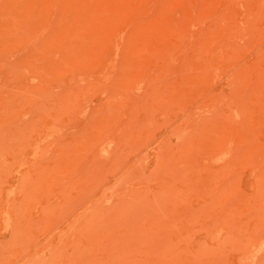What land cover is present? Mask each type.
I'll return each instance as SVG.
<instances>
[{"label":"rangeland","instance_id":"374dc122","mask_svg":"<svg viewBox=\"0 0 264 264\" xmlns=\"http://www.w3.org/2000/svg\"><path fill=\"white\" fill-rule=\"evenodd\" d=\"M0 264H264V0H0Z\"/></svg>","mask_w":264,"mask_h":264}]
</instances>
